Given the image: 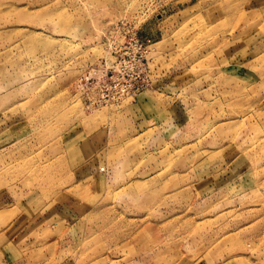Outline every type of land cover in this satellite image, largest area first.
I'll list each match as a JSON object with an SVG mask.
<instances>
[{"label":"rangeland","instance_id":"374dc122","mask_svg":"<svg viewBox=\"0 0 264 264\" xmlns=\"http://www.w3.org/2000/svg\"><path fill=\"white\" fill-rule=\"evenodd\" d=\"M134 33L151 87L88 107ZM40 251L264 264V0H0V257Z\"/></svg>","mask_w":264,"mask_h":264},{"label":"bare ground","instance_id":"6f19581e","mask_svg":"<svg viewBox=\"0 0 264 264\" xmlns=\"http://www.w3.org/2000/svg\"><path fill=\"white\" fill-rule=\"evenodd\" d=\"M152 45L149 39H142L136 33L124 36L116 43L110 51L114 61L106 62L108 66L106 65L105 69L97 70L98 80H90L91 77L84 78V87L93 90V93L85 91L88 93V107L136 97L147 91L153 83L150 77L149 59L146 57ZM107 72L112 73L117 80H109ZM105 74L107 80H100Z\"/></svg>","mask_w":264,"mask_h":264},{"label":"crops","instance_id":"0c3cea01","mask_svg":"<svg viewBox=\"0 0 264 264\" xmlns=\"http://www.w3.org/2000/svg\"><path fill=\"white\" fill-rule=\"evenodd\" d=\"M75 221L72 222V224H70V229L71 232L75 229L78 228V219H74ZM78 236L76 237V239L72 238V242H70V244H75L74 241H77ZM78 242V241H77ZM62 244H63V239L62 237H55L54 242H46L44 245H42L43 248H52L53 246H55L56 250L60 249V247L62 248ZM38 245H36L37 247ZM15 247V246H14ZM39 247V246H38ZM40 249H34V251H38ZM24 254V252H23ZM19 255L18 257H9V256H5V257H0V264H63V258H62V252L61 257H59L57 255V257L55 256L54 259L48 260L47 256L44 255L43 251H40V256L38 259L34 258H27L26 255Z\"/></svg>","mask_w":264,"mask_h":264},{"label":"built area","instance_id":"2783aa9c","mask_svg":"<svg viewBox=\"0 0 264 264\" xmlns=\"http://www.w3.org/2000/svg\"><path fill=\"white\" fill-rule=\"evenodd\" d=\"M107 73H108V72H107ZM107 73H106V74H107ZM106 74H105V76L102 77L100 80H102V81H106V80H107ZM107 76H108V79H109V80H117V78H115V77L112 76V73H108ZM100 80H99V81H100Z\"/></svg>","mask_w":264,"mask_h":264}]
</instances>
